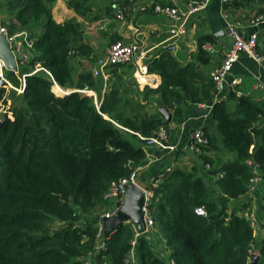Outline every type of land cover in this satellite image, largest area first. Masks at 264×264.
<instances>
[{
  "label": "trees",
  "instance_id": "1",
  "mask_svg": "<svg viewBox=\"0 0 264 264\" xmlns=\"http://www.w3.org/2000/svg\"><path fill=\"white\" fill-rule=\"evenodd\" d=\"M57 1L7 4L11 34L40 30L33 35L29 69L41 64L51 76H28L24 94L12 96L21 103L13 105V118L6 114L0 123V264H84L90 256L94 264H124L134 237L131 225L110 233L106 249L97 250L95 215L106 207L109 184L146 164L148 146L141 137L169 128L163 119L151 118L147 106L155 102L180 118L184 107L213 103L218 92L213 79L194 64L181 67L166 53L147 62L149 72L162 78L157 89L141 91L130 84L133 67L122 65L111 67L102 94V78L89 70L78 72L74 64L77 57L91 63L100 57L81 23L54 20ZM102 1L66 2L88 20ZM205 40L200 39L201 46ZM198 59L209 64L201 50ZM54 81L71 93L56 95ZM84 90L95 92L97 102ZM6 97V90H0V108ZM212 115L217 135L204 129L210 144L201 146L200 153L212 166L207 174L214 180L205 178L198 164L165 173L150 204L156 232L152 239L139 238L138 264H264V237L254 234L243 215L252 210L253 200H241L254 168L264 186V126L257 125L264 118V100L230 92L215 101ZM215 148L233 154V160L215 168V159L204 153ZM202 206L206 216L195 213ZM154 245H161L162 255Z\"/></svg>",
  "mask_w": 264,
  "mask_h": 264
},
{
  "label": "crops",
  "instance_id": "2",
  "mask_svg": "<svg viewBox=\"0 0 264 264\" xmlns=\"http://www.w3.org/2000/svg\"><path fill=\"white\" fill-rule=\"evenodd\" d=\"M157 4L178 8L182 12L181 21L175 22L165 15L156 14L151 8L142 11L145 6L154 7ZM187 4L186 0H103L100 7L94 10L91 15H88L87 20L74 9H70L66 2L63 6L64 9L62 8L60 12L54 10L52 13L54 20L58 23L74 19L81 24L89 25L90 21H99L97 23L98 30L94 29V26H89L93 29L92 32H107L105 37L97 39L98 35L96 38L92 36L93 41L86 38L88 44L96 50L99 57L104 56L107 46L117 38L127 44L140 42L142 44V55L138 53L135 61L139 60V62L147 64V62L160 58L163 54L170 53L181 67L194 64L198 71L209 78H212L214 70L221 63L230 47L231 39L227 33L228 22L234 23L245 37L258 33L260 50L264 49V0L236 1L228 4L223 3L221 0H212L207 8L193 16L187 14ZM118 9H121L124 13V19L122 20L117 18ZM260 16L263 19L257 22ZM182 26H184L186 33L174 37L173 31L179 30ZM27 31L37 36L38 34H35V32H40L39 28ZM204 38H208V40L203 41L201 46L199 41ZM103 40L105 42H102ZM205 44H210L213 51L205 50L203 48ZM170 46H175V49L169 51ZM200 50L206 54L209 64H203L199 61ZM74 64L78 72L83 70L93 71L92 69L96 67L97 62L91 63L88 59L77 57V60L74 59ZM128 66L133 67L132 72H128V82L138 85L134 79V64ZM29 68L28 65L22 67L19 76L28 73ZM109 74L107 83L111 78V71ZM150 76L152 84L144 87L138 85L141 91L146 87L155 90L162 84V78L158 74L150 73ZM236 78L240 80L237 87L234 89L227 83L223 91L216 95L215 101L227 99L228 94L236 90L241 92V95L237 94L238 96H247L257 102L264 100V62L258 63L246 54L241 55L234 65L229 79ZM102 82L104 84L102 94H104L107 83L105 87L104 81ZM211 105L212 103L186 106L182 117H172V121L168 122L170 123L168 129L171 133L170 145L176 146V149L174 152H170L156 146L147 147V162L138 167L140 168L139 183L141 186H149L160 174L181 167L191 170L196 164L201 165V169H204L205 178L214 180L212 175H210L212 177H208L207 172L210 173L212 169H207V164L201 158L202 154L190 148V135L196 130L205 133L204 129H208L211 134L217 135V125L213 119L212 109L208 108ZM162 107L167 108L165 106L159 107L156 103L155 107L154 105L147 106L146 112L151 118H161L166 121L164 114L160 111ZM201 108H206L207 112L198 111ZM168 110L173 115V112L170 109ZM257 125L263 127L264 118L260 119ZM253 148L254 146L252 150ZM204 153L215 159V168L233 160V154L226 151L222 152L219 148ZM261 187L262 182L256 194L251 196L253 209L256 211L261 205L264 208V188ZM249 198L248 195H245L241 200L245 202Z\"/></svg>",
  "mask_w": 264,
  "mask_h": 264
},
{
  "label": "built area",
  "instance_id": "3",
  "mask_svg": "<svg viewBox=\"0 0 264 264\" xmlns=\"http://www.w3.org/2000/svg\"><path fill=\"white\" fill-rule=\"evenodd\" d=\"M10 0H0V36L4 35L7 41L10 43L12 53L15 57L17 64V70H9L2 58H0V90L4 89L7 92V96L15 95L20 96L24 94L26 88V78L38 74L40 72H45L49 76L51 74L41 65L36 64L32 70L28 73L19 76V72L22 67L28 65L34 56V42L35 37L27 30L16 31L15 33H10V25L13 23V17L10 16L5 10L7 4ZM188 5L187 14L193 16L207 8L212 0H186ZM223 3H231L236 1H246V0H221ZM151 8L154 13L165 15L175 22L181 21L182 12L175 7L162 6L157 4L154 7L145 6L142 11H146ZM117 18L124 19V13L121 9L117 10ZM263 19L262 16L258 17L257 22ZM186 30L184 26L180 27L179 30L173 31L174 37L185 34ZM227 33L231 39V44L229 49L226 51L224 58L221 63L216 67L212 74V79L215 85V89L218 92L223 91L227 83L232 87L236 88L240 83L238 78L230 80L232 75L234 65L239 60L241 55L246 54L253 58L258 63L264 62V49L260 50V38L258 33H253L248 37L242 35L238 27L232 23H227ZM203 48L209 52L213 51V47L210 44H205ZM142 44L140 42H134L127 44L123 41H116L107 46L104 56L100 57L97 61L96 67L93 69V75L96 78L101 77L105 83L109 77V72L113 66H128L134 64V79L139 86L151 85V76L149 72V67L143 62L135 61L138 53L142 52ZM169 51H173L175 46H170ZM71 55H75V52H71ZM142 55V53L140 54ZM230 80V81H229ZM53 91L58 96H65L71 93V90L65 91L61 86H59L55 81L53 82ZM82 93L91 94L95 97L97 102V95L93 91H81ZM236 94L241 95L239 90L235 91ZM9 103L10 100H8ZM215 101L208 108L211 110L213 108ZM13 118V115H11ZM11 118V119H12ZM141 137V136H140ZM146 140L147 146H156L170 152H174L176 146L170 145L171 133L169 129L165 126L160 127L154 134L149 138H143ZM190 148L193 151H199L200 147H209V139L206 134L201 130H196L190 135ZM252 165L253 162L249 160L247 162ZM207 169L211 170L212 166L207 164ZM140 168L134 169L129 176L120 178L119 180L112 181L107 191L104 194V201L106 202V207L102 209L95 215V221L97 225V250L106 249V242L109 240V236L105 234V220L114 217L118 214L119 207L118 204H123L126 193L130 185L136 186L140 189L144 196L145 201L142 207L144 230H140L139 226L135 223L127 222L131 225L134 233V237L131 240V250L127 254L124 264H138L137 260V244L140 237L145 236L147 239H152L155 230V220L150 208L151 199L153 198L154 192L161 183L163 182L164 175L160 174L157 176L152 183L147 186H141L139 183ZM254 176L251 178L248 185L247 195L250 197L254 196L261 185L262 177L260 170L254 168ZM222 176V175H221ZM111 205V207H109ZM195 213L199 216H206L207 211L205 207H197ZM247 218H249L250 225L254 229H260L259 222L256 215V210L252 208L250 212L246 213ZM257 236V235H256ZM92 256L85 259L84 264H94L92 261Z\"/></svg>",
  "mask_w": 264,
  "mask_h": 264
},
{
  "label": "water",
  "instance_id": "4",
  "mask_svg": "<svg viewBox=\"0 0 264 264\" xmlns=\"http://www.w3.org/2000/svg\"><path fill=\"white\" fill-rule=\"evenodd\" d=\"M0 58H2L9 70H17L15 57L12 53L10 43L4 35L0 36ZM167 122L172 121V113L167 108H160ZM200 112H207L206 108L198 109ZM1 123V122H0ZM145 201L143 192L136 186L130 185L124 198L123 204L119 203L118 214L114 217L105 220V234L115 232L119 227L127 222H133L139 226L140 230H144V221L142 207ZM254 263L257 261V256L254 258Z\"/></svg>",
  "mask_w": 264,
  "mask_h": 264
},
{
  "label": "rangeland",
  "instance_id": "5",
  "mask_svg": "<svg viewBox=\"0 0 264 264\" xmlns=\"http://www.w3.org/2000/svg\"><path fill=\"white\" fill-rule=\"evenodd\" d=\"M66 1L67 0H58L54 5H53V9H52V12L55 10V11H57V12H60V10H62V8H63V6H64V4L66 3ZM64 9V8H63ZM9 15H10V13H9V10H8V7H6V10H5ZM11 16V15H10ZM91 23L89 24V25H91V26H94V29H96V30H98V25H97V23L99 22V21H90ZM95 22V23H94ZM94 24V25H93ZM89 25H86V24H82V28H83V30H85V33H86V37H87V40H94L93 38H96L97 37V35H98V37H97V39L98 38H101V37H105V35H106V33L107 32H92V28H91V26H89ZM91 31V32H90ZM35 34H38L39 35V32H35ZM93 36V38H91ZM91 38V39H90ZM102 42H105L104 40L102 41ZM93 70V69H92ZM65 91H67V90H65ZM95 93V92H94ZM88 95H91V94H88ZM13 95H9V96H7L6 97V104H3L2 106H1V108H0V122L2 121V119L4 118V115H8L10 118H12V116L11 115H13V113H12V108H13V105H20L21 103H20V100H15L14 101V99H13V97H12ZM8 100H10V102L11 103H9L8 102ZM155 100V99H154ZM152 105H154V107L156 106V103L155 102H151L148 106H152ZM230 154V153H229ZM233 157H234V155H233ZM263 185H262V189H263ZM264 205V204H263ZM109 207H111V205L109 206ZM241 212H243V210H242V208H241V210H240ZM243 215H244V217H246L247 218V215H246V213H243ZM256 215H257V219H258V222H259V227H260V229L258 228V229H255V232H254V234L255 235H257V237H264V208H263V206L261 205V207H259V209H257V211H256ZM247 219H249V218H247ZM156 242L155 240H152V242ZM156 244V243H155ZM156 245H154V249L156 250V251H158L159 253H161V255H162V247H161V245H159V246H157V247H155ZM85 261V260H84Z\"/></svg>",
  "mask_w": 264,
  "mask_h": 264
}]
</instances>
